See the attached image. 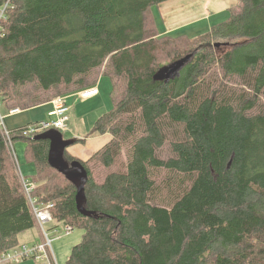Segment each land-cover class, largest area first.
<instances>
[{
	"label": "trees",
	"instance_id": "trees-1",
	"mask_svg": "<svg viewBox=\"0 0 264 264\" xmlns=\"http://www.w3.org/2000/svg\"><path fill=\"white\" fill-rule=\"evenodd\" d=\"M167 1L0 0L3 108L112 83L91 130L111 138L80 161L91 217L49 165V141L23 135L38 122L10 133L36 167L33 198L54 204L52 229L84 230L66 264H264V0H241L195 38L159 34L152 10ZM221 40L236 42L218 53ZM35 227L0 132V261Z\"/></svg>",
	"mask_w": 264,
	"mask_h": 264
},
{
	"label": "rangeland",
	"instance_id": "rangeland-1",
	"mask_svg": "<svg viewBox=\"0 0 264 264\" xmlns=\"http://www.w3.org/2000/svg\"><path fill=\"white\" fill-rule=\"evenodd\" d=\"M228 16L223 20H227ZM222 21V22H223ZM209 30L204 32L206 34ZM201 36V34L199 35ZM198 37V36H197ZM236 41L235 40H221L216 42V50L218 53L230 48ZM175 70L174 65L166 66L161 70L156 79H162L167 71ZM96 85L99 95L93 99L83 100L77 96V92H73L72 109L68 114L69 131L64 133V138L68 140H82L80 143H75L68 148L72 156L79 161L88 160L94 153H96L103 145L110 140V135L92 136L91 130L95 122L104 113L112 109L111 80L106 76H101ZM87 90V89H85ZM45 106H38L30 110L20 111L16 115H10L9 111L0 105V113L5 118L6 126L9 130L17 129L19 127L27 126L32 123L48 120L49 108ZM14 147L17 155V161L22 176L27 180L33 178L36 174V167L33 163L29 162L26 156V143L21 140L14 141ZM15 160V159H14ZM16 162V160H15ZM125 158H122L116 164L115 169L123 171ZM17 165V162H16ZM38 227L25 231L18 235L20 246L11 251V253H21L23 248L32 249L44 242V233L39 223ZM52 224H45L44 229L50 236L52 241V251L54 254L55 264H66L73 247L79 244L82 240L84 230L75 227L68 234L63 225H60L53 231L50 230ZM41 263L37 258L28 257L11 261L9 264H37ZM43 263V262H42ZM41 263V264H42ZM4 264H7L4 262Z\"/></svg>",
	"mask_w": 264,
	"mask_h": 264
},
{
	"label": "built area",
	"instance_id": "built-area-1",
	"mask_svg": "<svg viewBox=\"0 0 264 264\" xmlns=\"http://www.w3.org/2000/svg\"><path fill=\"white\" fill-rule=\"evenodd\" d=\"M7 6L8 3L0 7V25H1V19L4 17V13L7 9ZM98 94L99 91L97 87L77 92V95L81 99L91 98L97 96ZM71 97L72 95H66L54 99L51 102L52 109L48 113V120L41 121L38 122L37 124L29 126L26 130H24L23 135L34 136L37 134L47 132L52 129L58 130L63 134L67 133L69 131L68 114L70 112V109L72 108ZM0 105H2L1 97H0ZM20 111L21 110L17 108L9 111V113L10 115H16L20 113ZM0 132L3 134L4 138L6 139L10 149L12 150L13 157L17 161V156L12 144L10 132L6 126L5 118L1 115V113H0ZM17 167L22 177V182L25 192L27 194L28 199L30 200L37 222L39 223L40 227L43 230L45 239L42 244L35 246L32 249L25 247L22 249L21 253L9 252L7 254H4L2 256V260L0 261V264H4V262L10 263L11 261L17 259L18 257H22V258L34 257L37 258L39 261H41V263L43 262L42 264H55L54 254L52 251V240L50 239L48 233L44 229V225L52 221L51 211L54 208V204L48 203L45 205H39L38 200L36 198H33V193L35 191L36 185L33 182L28 181L24 176H22L18 161H17ZM65 231L66 233H69L71 231V227L69 226L66 227Z\"/></svg>",
	"mask_w": 264,
	"mask_h": 264
},
{
	"label": "crops",
	"instance_id": "crops-1",
	"mask_svg": "<svg viewBox=\"0 0 264 264\" xmlns=\"http://www.w3.org/2000/svg\"><path fill=\"white\" fill-rule=\"evenodd\" d=\"M240 1L241 0H170L155 6L152 13L160 35H187L191 38H195L222 22L226 16L229 17V10ZM97 96L87 99H93ZM72 102L73 95L71 97V104ZM45 105H48L49 111L52 109L51 102ZM72 155L73 154H71V156Z\"/></svg>",
	"mask_w": 264,
	"mask_h": 264
},
{
	"label": "water",
	"instance_id": "water-1",
	"mask_svg": "<svg viewBox=\"0 0 264 264\" xmlns=\"http://www.w3.org/2000/svg\"><path fill=\"white\" fill-rule=\"evenodd\" d=\"M34 139L49 141V165L75 186L77 190L76 205L78 212L85 217L93 216L94 213L89 212L85 208L87 201L85 188L88 183V173L79 160L69 163L65 159L66 150L74 145L76 140L65 139L63 133L55 129L49 130Z\"/></svg>",
	"mask_w": 264,
	"mask_h": 264
},
{
	"label": "bare ground",
	"instance_id": "bare-ground-1",
	"mask_svg": "<svg viewBox=\"0 0 264 264\" xmlns=\"http://www.w3.org/2000/svg\"><path fill=\"white\" fill-rule=\"evenodd\" d=\"M0 27H1V25H0ZM9 130V129H8ZM9 132L11 133V130H9ZM45 133V132H44ZM41 134H43V133H41ZM41 134H37V135H34V136H28V137H31V138H35V137H37V136H39V135H41ZM11 140H12V138H11ZM7 142V141H6ZM12 144H13V141H12ZM9 146V145H8ZM13 147H14V144H13ZM9 149H10V147H9ZM14 150H15V147H14ZM10 151H11V153H12V150L10 149ZM15 153H16V151H15ZM13 155V154H12ZM17 156V155H16ZM14 158V157H13ZM17 162V161H16ZM21 181H22V177H21ZM28 181H31V180H28ZM22 184H23V182H22ZM24 187V186H23ZM31 204V203H30ZM39 204V203H38ZM48 204V203H47ZM39 205H45V204H39ZM32 206V205H31ZM54 209V208H53ZM52 209V210H53ZM34 212V211H33ZM52 212V211H51ZM35 215V214H34ZM51 215H52V213H51ZM36 217V216H35ZM37 220V219H36ZM52 224V226H53V217H52V221L51 222H48L47 224ZM52 226L50 227V230H52ZM66 227H68V226H65L64 228L66 229ZM69 227H71V226H69ZM54 230H56V229H53V231ZM73 230V228L71 227V231ZM68 234V233H67ZM50 237V236H49ZM52 241H53V239H52Z\"/></svg>",
	"mask_w": 264,
	"mask_h": 264
}]
</instances>
